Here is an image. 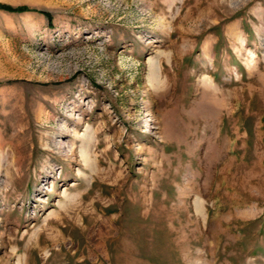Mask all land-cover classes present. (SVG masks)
I'll return each instance as SVG.
<instances>
[{"label": "rangeland", "instance_id": "1", "mask_svg": "<svg viewBox=\"0 0 264 264\" xmlns=\"http://www.w3.org/2000/svg\"><path fill=\"white\" fill-rule=\"evenodd\" d=\"M0 264H264V0H0Z\"/></svg>", "mask_w": 264, "mask_h": 264}, {"label": "trees", "instance_id": "2", "mask_svg": "<svg viewBox=\"0 0 264 264\" xmlns=\"http://www.w3.org/2000/svg\"><path fill=\"white\" fill-rule=\"evenodd\" d=\"M7 9H10V10H12L11 8H7Z\"/></svg>", "mask_w": 264, "mask_h": 264}, {"label": "bare ground", "instance_id": "3", "mask_svg": "<svg viewBox=\"0 0 264 264\" xmlns=\"http://www.w3.org/2000/svg\"><path fill=\"white\" fill-rule=\"evenodd\" d=\"M146 121V120H145Z\"/></svg>", "mask_w": 264, "mask_h": 264}]
</instances>
